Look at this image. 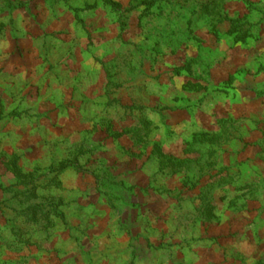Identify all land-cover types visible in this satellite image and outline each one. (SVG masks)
I'll return each instance as SVG.
<instances>
[{
    "label": "rangeland",
    "instance_id": "374dc122",
    "mask_svg": "<svg viewBox=\"0 0 264 264\" xmlns=\"http://www.w3.org/2000/svg\"><path fill=\"white\" fill-rule=\"evenodd\" d=\"M0 264H264V0H0Z\"/></svg>",
    "mask_w": 264,
    "mask_h": 264
}]
</instances>
